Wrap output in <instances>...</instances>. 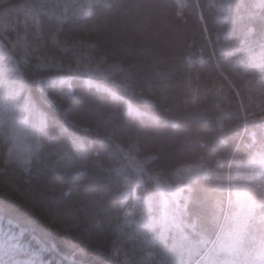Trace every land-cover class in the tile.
Returning a JSON list of instances; mask_svg holds the SVG:
<instances>
[{
    "label": "trees",
    "instance_id": "1",
    "mask_svg": "<svg viewBox=\"0 0 264 264\" xmlns=\"http://www.w3.org/2000/svg\"><path fill=\"white\" fill-rule=\"evenodd\" d=\"M0 49V264H264V0H0Z\"/></svg>",
    "mask_w": 264,
    "mask_h": 264
},
{
    "label": "rangeland",
    "instance_id": "2",
    "mask_svg": "<svg viewBox=\"0 0 264 264\" xmlns=\"http://www.w3.org/2000/svg\"><path fill=\"white\" fill-rule=\"evenodd\" d=\"M14 76L9 60L6 58L4 51L0 49V106L10 115L11 130L14 139L15 148L23 151L29 149V136L32 124L28 114L22 115V110L27 111V106L20 102L18 96H13ZM12 88V89H11ZM126 91L125 88H122ZM18 93V92H17ZM14 108V111H13ZM17 109V112L15 111ZM126 161L133 166L135 171L139 170L141 162L132 156H126ZM264 205V196H263Z\"/></svg>",
    "mask_w": 264,
    "mask_h": 264
},
{
    "label": "snow or ice",
    "instance_id": "3",
    "mask_svg": "<svg viewBox=\"0 0 264 264\" xmlns=\"http://www.w3.org/2000/svg\"><path fill=\"white\" fill-rule=\"evenodd\" d=\"M68 123H71V121H68ZM0 216H3L5 219H12L10 210L7 207H5L3 212H0ZM16 222L19 225V228H13L12 225H9V229L12 233L9 236V242L13 250H18L22 247L20 237H24L25 239H27L29 236V232L35 234L34 229L28 223H21L19 221ZM45 247L50 248L51 245L45 244ZM26 252L27 264H42V261L37 259V254L42 252L40 245H35L34 247L30 245Z\"/></svg>",
    "mask_w": 264,
    "mask_h": 264
}]
</instances>
